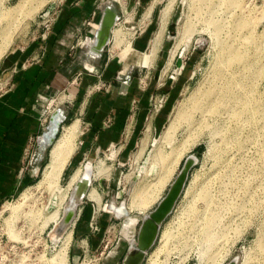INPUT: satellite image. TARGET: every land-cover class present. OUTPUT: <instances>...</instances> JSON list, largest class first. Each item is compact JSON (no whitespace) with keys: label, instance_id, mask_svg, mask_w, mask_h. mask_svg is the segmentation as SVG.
Returning <instances> with one entry per match:
<instances>
[{"label":"rangeland","instance_id":"374dc122","mask_svg":"<svg viewBox=\"0 0 264 264\" xmlns=\"http://www.w3.org/2000/svg\"><path fill=\"white\" fill-rule=\"evenodd\" d=\"M18 1L3 0L0 7L3 14L14 10L0 22V66L10 52L39 38L47 25L43 15L48 13V18L51 17L61 0H29L21 11L14 8ZM104 3L101 18L107 9L119 18L103 50L106 56L110 54L119 60L121 47L145 35L149 29L152 30L148 34L150 42L143 53L151 55V62L163 55L159 67L150 71V75L145 76L138 70L142 75L141 86L154 82L157 87L150 98L144 127L134 150L123 155V160L116 148L77 166L68 163L61 175L60 191L67 186L72 173L80 169L82 175L88 163L95 167L103 161L107 170L101 176L93 172L94 178L91 177L87 190H95L100 195V205L85 194L64 228L60 224L70 205L69 199L59 206L58 195L37 186L51 146L42 152L27 151L23 168L29 182L0 206V264H50L49 259L68 241L73 226L84 214L90 219L89 226L95 234L100 233L98 218L105 217L107 222L100 234L97 254L104 246L106 255L118 245L126 253L136 240L141 219L165 196L189 156L195 157L196 162L142 264H180L182 260L185 264H227L234 258L237 264H264V0H150L147 4L134 0L129 7L125 0H104ZM167 5L171 10L168 24L162 42L152 54L150 44ZM115 30L122 40L121 47H116ZM89 38L93 42V36ZM232 51L243 56V62H251L252 70L242 63L222 67L220 62ZM8 74L0 71V94L8 87ZM237 80L245 84L244 92H253L250 98L258 100L252 113L251 105L243 102L247 101L244 96L242 102H237L232 94L230 100L219 94L220 88ZM94 90L98 91L94 88L90 93ZM73 96L70 90L58 93L48 103L47 113L53 111L52 116ZM210 98L215 108L206 111ZM196 101L203 108H196ZM192 108L199 111L193 112ZM179 110L182 112L176 116ZM189 113L191 123L184 120ZM235 114L238 116L234 117ZM72 121L64 118L56 139ZM171 123L172 131L165 138L164 131ZM176 152L181 154L173 161ZM75 153L76 150L71 159ZM195 178L199 180L194 183ZM149 197L153 199L146 208L128 211L132 221L125 232L126 218L116 216L110 210L111 205L128 208L133 198L138 205ZM18 205H21L20 212L11 226L19 240L12 241L7 226L9 209ZM58 207V220L42 228L46 216ZM3 208L7 209L3 211ZM209 222L207 227L214 236L206 249L201 228ZM223 226L227 227V243L220 249L218 237L224 234L220 231ZM166 232L168 240L162 235ZM70 239L69 248L74 243L72 234ZM84 248L90 249L85 244ZM116 257L110 256V261Z\"/></svg>","mask_w":264,"mask_h":264},{"label":"crops","instance_id":"0c3cea01","mask_svg":"<svg viewBox=\"0 0 264 264\" xmlns=\"http://www.w3.org/2000/svg\"><path fill=\"white\" fill-rule=\"evenodd\" d=\"M141 1L147 4L150 0ZM125 2L129 7L134 0ZM104 5V0H61L45 36L40 35L3 59L0 71L9 72V84L0 94V206L29 182L23 168L26 152H42L51 146L43 147L40 139L48 132L47 124L52 118L53 111L47 113L48 103L58 93L70 90L74 95L58 111L64 118L80 120L81 125L76 153L70 157L69 165L77 166L116 148L123 160V155L134 150L157 88L154 82L141 86L138 70L150 75L159 67L163 55L151 62V55L143 53L148 49L151 29L133 38L131 48L122 46L119 60L103 51L99 54L92 43L76 45L84 37H94ZM151 45L152 42L150 48ZM94 88L98 91L90 93ZM84 215L70 232L74 243L68 250L69 264H78L84 244L90 249L98 248L100 234L107 226L105 217L98 218L100 233L95 234L89 226L90 219ZM124 254L104 264H121Z\"/></svg>","mask_w":264,"mask_h":264},{"label":"bare ground","instance_id":"6f19581e","mask_svg":"<svg viewBox=\"0 0 264 264\" xmlns=\"http://www.w3.org/2000/svg\"><path fill=\"white\" fill-rule=\"evenodd\" d=\"M2 1L0 0V7H2ZM29 0H19L18 3L15 5L14 8H17L19 11H21L25 5L27 4ZM174 1V0H173ZM10 11H14L13 9L8 10V13H4L6 15L3 14L2 11H0V22H3L4 19H6L9 16V12ZM170 5H167L163 11L161 12V16H160V28L158 29L156 36L152 42L151 45V52L153 53L154 51L157 50V47L160 45V43L162 42L163 36H164V31L166 29V26L168 24V19H169V13H170ZM104 19L109 20L111 22L108 23V26H111L114 22V19L116 18V15L114 14L113 11L111 10H106L105 15L103 16ZM240 24V23H239ZM2 23H0V27H1ZM241 25H243V23H241ZM102 28H104V26H102ZM102 28L99 27L96 31V37L95 40L93 39V42L88 39L87 43L91 44L92 42V47L93 49H97V51L99 52V54L102 52V47L103 44H105L108 39L105 38L102 42L101 38V32H102ZM118 31H120L118 29ZM115 32V39L117 44L116 47H121V39L119 37V32H117L116 30ZM2 36H6L5 33H1ZM127 45H123V46H130V43H126ZM129 44V45H128ZM171 56H174V53H171ZM225 56V55H224ZM143 58H147L146 55L142 56ZM144 62V61H142ZM221 66L224 67L225 65H232L235 63H242L243 67H246L249 70H252V64L251 62H243V56L235 53V52H231V54H229V56H227V58L224 61L220 62ZM248 75V74H247ZM259 77V76H258ZM244 80V79H243ZM254 84V83H253ZM221 85V84H220ZM252 85V84H251ZM250 90V89H249ZM245 91V84H242V82H240V80H237L234 82V84H226L224 85L222 88H220V92L219 94H221V96L227 100H230V96L231 94L233 95V100L237 101V102H242L243 98L242 96H244L245 100L247 101H243L245 102L246 105L250 106V112H253V108L255 105V101L258 100H254L252 98H250L251 94H253V92H244ZM257 98V97H256ZM226 100V101H227ZM226 101H221L218 100L217 102H221L224 103ZM229 102V101H228ZM214 101H212V99L210 98L208 103L206 104L207 107L205 108L206 111H213L215 108L214 105ZM203 108V104L201 105L199 101H196L195 103V107L196 108ZM191 111H193V108L191 109ZM199 110H194L193 112H196ZM182 110H179L176 116H179L181 114ZM63 113V112H62ZM61 113V111H58L56 113H54L52 115V118L50 119V125H49V129L48 132H46L43 137H41L40 142L42 143L43 147H47L51 145V148L49 150V155H48V161L43 169L42 172V176L40 178V180L38 181V187L42 188L44 190H46L48 193L51 194H56L58 195V202H59V206H61V204L64 202L65 199H69L70 205L68 206V208H66L65 210V217L62 221V223L60 224L61 228H64L66 223H70L68 222L71 218V216L73 215V211L75 210V207L77 205V203L80 201L81 196L87 194V190H83L84 193H81L80 195H78V197L76 196V186L77 184L80 182V180L85 179L87 184H90V180L92 177V174L94 172L95 176H101L104 172H106L105 170V165L103 161H99L98 163L95 164V167L92 166L90 163H88L83 170V173L81 175V170L78 169L77 171H75L74 174H72V176L69 178L68 184L67 186L60 191L59 188V182L61 179V175L64 171V168L66 167L70 157L73 155V153L75 152L76 149V141L80 135L81 132V125H80V120L75 119L73 120L68 126H66L64 129H62V132L60 134V136L57 137V139L52 143L53 139L55 138V134L58 130V127L60 125L61 120L64 118V115ZM192 113V112H191ZM191 113L187 114L185 116V122L187 121L188 123H191ZM194 114V113H193ZM238 116V114H235L234 117ZM172 124L171 123L168 128L164 131L163 136H165V138H167L171 131H172ZM182 152V151H181ZM181 152H176L175 154V159L173 161H175L176 159L179 158V156L177 157V155L181 154ZM194 158V161L196 162V158ZM163 160H166V158H163ZM199 180L198 178L194 179V183L195 181ZM162 183V182H161ZM160 183V184H161ZM159 184V185H160ZM89 187V186H88ZM71 190V192H69ZM188 192V191H187ZM187 192H185L187 194ZM185 194V196H186ZM153 195V194H152ZM87 197L90 201H93L97 204L100 203V195L95 191V190H91L88 192ZM25 196H23V203L25 201ZM150 199H153L152 197H149L145 200L140 201V203L138 205L134 204V198L132 200V203L129 205V207H124L123 205L120 207H116L113 204L110 207V210L116 214V216H124L126 218L125 220V225H124V231L127 232L131 223V218L128 217V211H132L134 210V208L136 209H140L142 210L143 207H147V205L150 203ZM68 202V203H69ZM22 203V204H23ZM20 206L18 205V207H11L9 209V211H11V216H10V221H8L9 225L8 226V236L10 238V240L12 241H18L19 237L18 235L13 232L12 229V220L14 218H16V216L18 215V213L20 212ZM145 207V208H146ZM7 208H3V211H5ZM144 210V209H143ZM59 217V207L53 211L52 213H50L48 216H46V220H44V223L42 225V228L47 226V224H49L50 222H55L56 220H58ZM200 225V224H199ZM207 225H210V222L208 224H204L201 228V233H202V244H205V247L207 249L208 243L212 244V238H213V233L209 231V228L207 227ZM201 227V225H200ZM220 231H222V233L224 232V234H222L221 236L218 237V246L220 247V249L223 247V245H225L227 242V227L223 226ZM221 234V233H220ZM165 240H168V234L166 232L162 234ZM71 233L68 235V241L64 240L65 243L61 246V248L56 252V254L49 259V263L50 264H68V248H69V239H70ZM171 237V236H170ZM71 240V239H70ZM166 243V242H165ZM134 244V243H133ZM201 244V245H202ZM209 249V248H208ZM122 252V247L121 246H117L114 247L111 252L109 253V255L107 256V258L105 259L104 263L109 262L110 260V256L114 257V256H118L120 253ZM200 257V256H199ZM166 263V262H165ZM180 264H185V262L182 260L180 262Z\"/></svg>","mask_w":264,"mask_h":264},{"label":"water","instance_id":"95a60500","mask_svg":"<svg viewBox=\"0 0 264 264\" xmlns=\"http://www.w3.org/2000/svg\"><path fill=\"white\" fill-rule=\"evenodd\" d=\"M105 14H103L104 16ZM109 22H111L109 20ZM108 20L102 18L99 27L102 28L101 40L110 37L111 26H108ZM105 44H103L104 47ZM102 47V48H103ZM195 161L193 156H189L185 159L183 166L176 178L170 185L165 196L158 202L156 207L145 215L140 222V225L137 230L136 240L131 248L125 253L121 260V264H142L146 254L155 244L161 225L167 219V217L172 213L174 206L178 199L180 198L182 191L184 189L185 183L187 181L189 172L194 166ZM89 184H87L85 179L80 180L77 184L75 190L76 196L84 193L83 190L88 189ZM85 195L81 196L80 201ZM227 264H237V259L230 260Z\"/></svg>","mask_w":264,"mask_h":264},{"label":"built area","instance_id":"2783aa9c","mask_svg":"<svg viewBox=\"0 0 264 264\" xmlns=\"http://www.w3.org/2000/svg\"><path fill=\"white\" fill-rule=\"evenodd\" d=\"M49 11H53V10H49ZM54 14H55V11L52 13L51 17L48 18V13H46L45 15H43L45 18H47L46 20V26L44 28V31L43 33L41 34V37H44L46 32L49 30L51 24H52V21L54 20ZM42 16V17H43ZM43 19V18H42ZM119 18H115L114 19V22L112 24V28H114L115 26H117V24H119ZM99 28V27H98ZM129 29H133V28H129ZM134 35V33H133ZM96 37V33L93 37V39ZM90 39L89 37H84L83 40H78L76 41V45H82L85 43H87V40ZM91 40V39H90ZM109 43V39L108 41L105 43L104 47L102 48V51L104 50V48L108 45ZM131 44V42H130ZM104 87V85L102 86ZM98 89H100V87H98ZM107 89V88H106ZM117 246V245H116ZM99 247L96 248L94 251H92L91 249H88V248H82V254H81V258H80V261L78 262V264H104L105 262V259L107 258V256L109 255V253L111 251H109L106 255H104L105 253V250L107 249L106 246H104L103 248V251H100L99 254H97V251H98Z\"/></svg>","mask_w":264,"mask_h":264}]
</instances>
